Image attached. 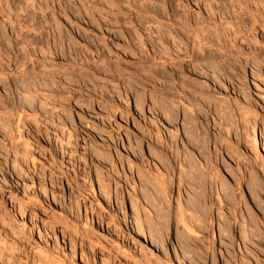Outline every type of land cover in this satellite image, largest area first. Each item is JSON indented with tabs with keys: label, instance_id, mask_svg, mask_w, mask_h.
I'll return each instance as SVG.
<instances>
[{
	"label": "rangeland",
	"instance_id": "obj_1",
	"mask_svg": "<svg viewBox=\"0 0 264 264\" xmlns=\"http://www.w3.org/2000/svg\"><path fill=\"white\" fill-rule=\"evenodd\" d=\"M48 3L49 23L39 12L41 0H0V264H194L193 253H187L193 258L187 256L181 242L186 235L188 240L196 237L180 222L165 229L163 246L152 242L148 220L164 219L151 217L155 206L144 204L134 185L140 189L141 173L164 172L162 160L170 157L167 143L180 149L179 157L190 153L189 131L194 128L204 144L194 153L207 154L206 163L207 156L213 157L221 173L237 167L230 155L237 151L264 160V143H259L264 121V2ZM254 13L261 22L252 20ZM190 33H199L213 49L233 51L240 63L229 68L228 76L211 67L209 81L192 70L190 56L181 58L183 69L207 88L168 93L165 82L152 76L153 66H168L160 54L175 55V41L191 52ZM15 114H21L19 130ZM216 136L231 138L234 146H217ZM242 165L243 186L235 185V193L248 202L249 184L260 181L256 186L261 190L257 194L256 189L258 197L253 199L262 209L248 219V207L253 206L239 204L237 224L232 206L225 208L223 213L235 225L229 224L232 234L226 236L227 231L225 237L220 236L217 204L215 236L202 237L212 248L197 264H264V170L256 173L247 158ZM250 173L258 177L256 182ZM178 189L177 183L173 195ZM215 189V197L225 191L220 183ZM248 221L252 228L257 223L259 238L249 239ZM136 222L145 236L136 231Z\"/></svg>",
	"mask_w": 264,
	"mask_h": 264
},
{
	"label": "bare ground",
	"instance_id": "obj_2",
	"mask_svg": "<svg viewBox=\"0 0 264 264\" xmlns=\"http://www.w3.org/2000/svg\"><path fill=\"white\" fill-rule=\"evenodd\" d=\"M260 1L264 2V0H260ZM41 3H42L41 4L42 6H41V9H39V12H41L42 15L44 16L45 22L49 23V17H48L49 15L47 14V9L50 6L48 3V0H41ZM36 11H37V9H36ZM33 16L36 17L37 15L34 14ZM40 17H42V16H40ZM260 18H262V17H260ZM260 18L258 15H255V13L252 14V20L255 23H257L259 21L261 22ZM36 19L37 20H34V21H36L38 23V17H36ZM39 23H41V22L39 21ZM47 25H49V24H47ZM183 25H184V28L187 27L184 23H183ZM35 26L38 27V25H35ZM39 26H44V29H45V24L44 25L39 24ZM181 27H183V26H181ZM41 29L43 30V28H41ZM227 30L229 33L230 28ZM192 33H190V34L193 37ZM198 34L199 33H196L192 39H190L191 35L189 36V40H191L190 43L192 45L191 52L188 50L189 48H187V46H185V45L181 46L179 44L180 42L175 41L176 43L174 42L175 44H173V46H171L172 47L171 49L174 50L175 55L170 56V52L169 53L167 52L168 55L162 56V53L160 54L161 55L160 59H162L164 62L163 64L164 65H165V63L168 64V66H166L164 68V70L163 69L162 70L160 69L161 71L159 69L156 70L155 69L156 65L152 64V65H155V66H153V68L156 71L155 74H153L154 72L152 73L153 74L152 76L157 77V78L160 77V79H162L163 82H165L164 88L168 91V93L174 94L173 91L177 92V90H181V89L182 90L190 89L192 92L204 91L205 88H207V86L200 83L201 78H199V77H208L209 78L208 80L211 81L210 80L211 74L209 72V69H211V67L218 68L220 71L223 72V74L225 76H228V75H230V73L232 74V72L229 71V68L234 69L235 67H237V62L240 63L239 58L237 59V58L233 57V54H234L233 51H230L228 49H226V50H222V49H218V48L213 49L209 46V43L205 40V38L199 36ZM170 35H172V34H170ZM28 43H29L28 46H32L34 44V39L29 37ZM262 55L264 57V53ZM188 56H190L192 58L189 61L190 65L192 66V70H194V72H196V74L199 77L194 76L189 72L187 73V71L183 69V64H182L181 58H185ZM150 58H152V57H150ZM263 60L264 59H262V61ZM263 63H264V61H263ZM149 68L150 67H148L147 69H149ZM151 70H152V68H151ZM150 72H152V71H150ZM150 76L151 75H149V77H147V78H149V80L152 81L153 77L152 76L150 77ZM191 77L193 79L195 78L194 81H192V82H190ZM217 77L218 76H216L215 78L217 79ZM177 80L179 81V84H177ZM170 81L173 85L169 84V83H168L169 85L167 84V82H170ZM214 88H215V86H214ZM163 92L165 93V91H163ZM4 104H5V101H4L3 105ZM5 107H6V109L8 108L6 105H5ZM15 115L17 117V114H15ZM21 121H22L21 114H19V116L17 117L18 130L20 128ZM190 131H189V133H191V136H192V141L190 139L191 146H192L191 152L190 153L189 152L188 153L187 152L182 153V155H184L185 157L184 156L179 157L180 153H181L180 149L175 148L177 146L173 147V145L171 146V145H168V143H167L166 147H165V149H166L165 151H166V155L167 156L169 155L170 157L167 159H163V160H162L163 157H161V159H160L163 161V163L162 162L161 163L164 165V166L162 165L164 168H161V169H164V172H162L163 171L162 170L161 171L162 173H158V172L153 173V171L148 170L147 174L141 173L140 178H142V181L138 180L141 182V183L138 182L140 184L139 186H141V187H140V189L137 188L138 186L136 184V185H134V189L137 191V194H135V195L141 196V198H142L141 200L144 204L155 206L154 216H151V217L156 218L155 220H157L158 217H159V220L161 218L164 219L163 220L164 222L161 220H160V222H158V220L153 222V219H152V222H151V220H148L150 222V223L149 222L148 223L150 225L149 231H150V236L152 238L151 240H153L152 242H154L156 245H159V244L162 245L164 242V240H163L164 235L163 234H166L165 232L168 231L167 228L170 226V224H173L175 221L176 222L178 221L181 223V225L184 226V228L186 229L185 231L192 233L193 234L192 236L197 238V240H195L196 238L193 239V237H192L193 240H191V237H190V240H188L189 236L186 239L187 235L185 236L183 234L185 236L184 237L185 239L183 238L182 241H184V240L185 241L181 242V243H183L182 244L183 246L181 245V247H183V252H185L186 255L190 256V257H191L190 254L193 253L192 254L194 257L193 263L197 264L199 262L198 260H202L199 258V257H203L202 253L205 254L206 252H208L209 248H212V245H211V247H209L208 244L206 243L207 240L206 241L203 240L202 237L209 238L210 236H215V230L213 229V221L216 220L215 219V217H216L215 213L216 212L214 211V209L217 208V204H219L218 205V213L219 214H217V216L221 217L220 220L222 222V228L220 227L221 228L220 236H225L227 234V231L231 230V228H230L231 226H229V224L233 225L235 227V225L233 224V221L231 222L230 218H226L225 215H228V214H224L225 212L223 213L225 208L227 209L230 206H232V208H230V209L232 210L234 215L230 213L229 216L233 215L234 217L233 216H231V217L234 219V221L237 224H239V222H237V218L239 219V215H238L239 212L238 213H235V212H236L239 204H241V203L250 204L251 203V205L253 206V210L251 209L252 207L250 208L251 210H249V207H248V211H247L248 212V219H251V216H249V215L253 214L254 212H259V208H261V207H259L260 202L259 201L257 202L256 201L257 199L256 198L253 199V197H255V196L258 197V195H256V192H257L256 189L259 187V185H258V187L256 185L260 181L257 182L256 185H253V186L251 184H249L248 189L251 191V195H248V200H249L248 202H247V199L246 200L239 199L238 195H237V193H235V191L237 188H239V186H243V182L241 179L242 178L241 171H242V173L244 171V165H242L243 160L245 158H247L248 162L252 163V166H254L256 173L257 172L260 173L261 171L264 170V160L263 159L260 160L254 154H253L254 157H252V154L250 157H247L244 153H243L244 155L241 154V152L237 153L239 151H237L235 154V150H234V154L236 156L233 155V153L230 155L232 156V158H234V160L236 162V164H234V165H237V167L235 166V168L231 167L229 169V168H227V164H226V168L229 170L228 171L229 173L227 171H225V173L223 172L224 174L221 173V171L219 170L220 168L218 169V167L213 164L214 163L213 157H208V156H207L208 158L206 157L207 163L210 166H212V167L206 168L207 166L205 165L206 162H204V160H205V156L207 154L204 155L202 153V151H204V149H206V148L203 147L204 149L200 151L204 157H201L202 155L200 156V153H199V155H197L199 150H200L199 148L202 147V145L204 146V144L200 143L199 137H198V132H197L196 128H194L192 130V132H190ZM196 132H197V134H196ZM20 135H22V134H20ZM200 135H202V134L200 133ZM218 135H219V133H218ZM217 136L215 138V143L217 146L222 145L224 147L226 145V147H228L227 149H229V150L231 147L234 146L235 141L231 142L230 141L231 138L228 139L225 136L223 139L221 137L223 135L220 136L221 138H219ZM220 139H222V141ZM223 142H225V143H223ZM259 143L260 144L264 143V121H263V123L261 125V129H260ZM169 144H170V141H169ZM235 144H237V143H235ZM194 150H196V152L198 151L197 154L194 153ZM205 152L206 151H204V153ZM208 153H209L208 155H210V152H208ZM228 166L230 167V165H228ZM252 166H250V167H252ZM226 168H224V169H226ZM247 168H248V165H247ZM247 168H245V169H247ZM248 169L250 170V168H248ZM165 170H166V172H165ZM173 170L175 171L174 173H173ZM253 175L256 176V174H254V173H253ZM253 175L250 173L252 180L254 181L255 178H257V180H258V177H255ZM153 180H155V181H153ZM252 180H250V182H253ZM229 181L234 183V186L235 185H237V186L239 185V186L237 188H236V186L233 187V186L229 185L230 184V183H228ZM254 182H256V181H254ZM177 183H178V187H179L178 190L179 191L177 192L178 193L177 195H176V193H175V195H173V186L174 185L176 186ZM218 183L222 184L223 190H225V191H222L220 193H219V191H217L218 197H215V192H216L215 186ZM254 186H256V188H254ZM248 189L246 190V193L248 192ZM220 190H222V189H220ZM253 190H254V192H253ZM257 190H258V192H257V194H258L259 190H261V189H257ZM252 199H253V201H252ZM260 206H262V205H260ZM134 208H136V204L134 205ZM221 209H222V211H221ZM252 211H254V212H252ZM138 215H139V213H138ZM253 216H255V215H253ZM240 218H243V216L242 217L240 216ZM252 220H254V219H252ZM242 222L244 223L243 219H242ZM242 222H241V225L243 224ZM245 222H247V221H245ZM249 223L251 224V221L250 222L248 221V224ZM159 224H161V227L159 226ZM252 224L250 225V228H249V229H251V230H249V233H250L249 239L251 237H254V235H257V237L259 236L258 235L259 234L258 229H257L258 225L256 226L257 223L253 225L254 230L252 228ZM137 225H138V223H137ZM139 226H140V224L138 225V227H136V231L141 236L142 235L145 236V234L141 231V230H143L142 227L140 228ZM165 226H166V228H165ZM232 230H234V229H232ZM246 230H244V232ZM233 232H235V231H233ZM230 234H232L231 231L226 236H231ZM250 235H251V237H250ZM245 236H246V234L244 235V237ZM233 237H235V236H233ZM180 238L182 239V237H180ZM228 238H226V239H228ZM37 251L40 254H42L43 257H46V258L48 257V254L44 253L43 249H38ZM187 253H190V254L188 255ZM163 254H164V252H163ZM186 255H185V257H187ZM193 257H191V258H193ZM191 258L189 260H192ZM204 258H206V257H204Z\"/></svg>",
	"mask_w": 264,
	"mask_h": 264
}]
</instances>
